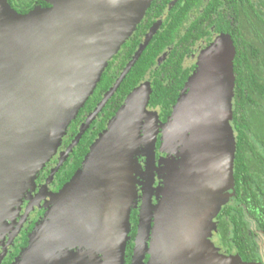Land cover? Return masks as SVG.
I'll return each instance as SVG.
<instances>
[{"label":"water","instance_id":"obj_1","mask_svg":"<svg viewBox=\"0 0 264 264\" xmlns=\"http://www.w3.org/2000/svg\"><path fill=\"white\" fill-rule=\"evenodd\" d=\"M153 1L50 0L52 6L26 14L7 3L0 5V236L24 199L30 200V213L37 200L50 197L44 219L12 264H125L143 172L139 157H148L152 186L161 128L163 151L174 149L179 160L172 163L167 158L160 170L165 183L161 202L155 206L149 194L140 209L132 264L242 261L240 255L221 253L211 239L217 228L215 218L235 194L237 141L231 122L236 47L226 33L219 34L199 56L167 123L159 125L158 114L147 107L150 82L139 85L71 180L56 193L47 190L63 157L35 199L38 175L57 154L109 61L137 30ZM161 23L150 29L85 128L115 93ZM138 91L145 94L141 105L135 100ZM149 114L155 121L152 135L138 133L137 125L130 128L128 118L139 123ZM76 246L84 249L67 255V249ZM85 254H92V261H86Z\"/></svg>","mask_w":264,"mask_h":264},{"label":"trees","instance_id":"obj_2","mask_svg":"<svg viewBox=\"0 0 264 264\" xmlns=\"http://www.w3.org/2000/svg\"><path fill=\"white\" fill-rule=\"evenodd\" d=\"M172 2L153 1L137 30L109 61L96 89L69 125L67 133L78 131V122L102 101L133 59L150 29L161 20L159 29L109 99L108 105L92 120L77 147L73 148L72 156L58 171L56 179L64 183L72 177L76 168L82 167L92 147L87 148L86 138L91 137L94 144L111 113L115 114L119 108L113 105L121 106L128 95L146 80H149L152 89L149 107L161 110L162 118L166 120L197 68V64L187 66L186 60L196 52L202 40L209 42L215 34H229L236 47L231 124L237 141L233 196L238 207L232 204L223 207L219 215L220 230L224 241L233 244L243 260L250 262L255 259L257 248L248 232L246 210L264 229V0H177L173 5ZM164 53L167 56L159 63ZM105 113L106 118L100 121ZM45 168L40 176H46L49 170L48 166ZM138 222L139 214L134 208L125 264L132 262ZM23 235L20 244L27 247V232Z\"/></svg>","mask_w":264,"mask_h":264},{"label":"flooded vegetation","instance_id":"obj_3","mask_svg":"<svg viewBox=\"0 0 264 264\" xmlns=\"http://www.w3.org/2000/svg\"><path fill=\"white\" fill-rule=\"evenodd\" d=\"M4 3H7L8 5L11 6V8H13L18 13H21V14L29 13L30 11H32L35 8H39V7L45 8V7L52 6V3L50 2V0H0V5H2ZM217 36H218V34H215L214 38H216ZM213 39H211L209 42H207L206 40H202L197 45L196 52L190 58H188V59H195L196 60L195 63H191L190 65L186 64V65L191 66L193 64H197L198 60H199V56L215 40V39L214 40ZM166 56H167V53H164L159 58V63L163 62L162 60L164 58H166ZM147 81H149V80H146L145 82H147ZM145 82H143L142 84H144ZM108 101L101 108V110L105 109V106L108 105ZM100 103H101V101L98 103V105L95 106V108L91 111L90 114H88V115L86 114L85 117L83 118V120L78 122V125H77L78 131L77 132H72V131L70 132L69 131V133H67L64 136L63 142L58 149L59 150L58 154L55 155L53 157V159H51V161L48 162L46 165V166H48V170H49L47 172L46 176L43 177V176L39 175V177H38V181H37L38 189L36 190V192H34L35 199H36L37 194L40 193L41 189L47 183L48 177L50 176L52 170L55 167H57V165L59 164L60 159L63 157L65 158L62 166L60 167V169L58 171H60L61 168L64 166L66 160H68V158L72 156L73 151L71 153H69L68 155H66V152L68 151L69 146L73 144V142L75 141V139L77 138L79 133L82 131V129L86 127L85 126L86 123L87 124L89 123L88 122L89 117L91 115H93V113L98 108ZM121 106H118V104L113 105L114 108H117V107H119V108L117 109L115 114L111 113L112 116H109V119L106 123V126L103 128V130H101L100 134H98V136H97L98 138L103 133L102 131H105V128L106 129L108 128L110 121L113 119V117L116 116V114H117L118 110L121 108ZM147 107L150 111L158 114V120H159L158 124L159 125L168 122L171 115L168 116V118L166 120H163L162 115H161V110H159L158 108L149 107V104ZM173 109H174V107H173ZM95 118H96V116H95ZM104 118H106V113L103 115V118H101L100 121ZM90 125H91V122H90L89 126ZM89 126L85 129H83L84 132L82 133L81 137H79L80 141H81V138L83 137V134L87 131ZM98 128H96V129H98ZM147 137H148V135H147ZM162 137H163V132H162V128H161V132L157 136V143H156L157 149H156V156H155L156 157V161H155L156 163H155V166H154L153 171H152V173L154 175V184L152 186L150 185V183H148V178H149V172H148L149 168H148V163H147L148 157L147 156H140L139 157V162L141 164V168H142L143 172L139 176V180H138L139 182L137 184V191L139 194V198H138V207L135 209H137L138 214L140 212L142 205L145 203L146 197H148L149 194H150L149 197L151 198V200L155 206H157L161 202V200L163 199V196H164L163 187H165V183H164V179L161 178V176L163 174H160V170L165 166L164 161L167 158H169V160L172 163H176L179 160V155H177V153L174 151V149H171L170 151H163V149H162V143H163ZM79 140L74 144V147H73L74 149H75V146L77 147ZM86 143H87V148H90L91 145H93L92 138L91 137H89L88 139L86 138ZM71 163H73V162H71ZM78 168H76V171L78 170ZM58 171L55 174L52 181H50V183H48V186H47L48 192H55L56 193V192L60 191L64 187V185L67 182H69L71 180V178L74 176V174L76 173V171H75L70 179H68L64 183H62L61 180L56 179ZM54 179H56L57 182H55ZM48 200H50V197H48L47 199H43L41 201L37 200L36 204L34 205L33 209H31L30 213H27L28 208L30 206V200L24 199V203L21 205V209L14 212L15 214L13 213V216L10 219H8L5 230L0 236V264H12L15 261V259L19 256L21 251L26 247V246L20 244L22 242V241H20V239L22 237H24L23 233L25 234L26 232H27V236L29 239L30 234L34 230L36 224L41 222L44 219L46 211H47V207H48V202H49ZM236 203H237V200H236L235 196H233L227 205L232 204L233 206H235L237 208L238 206L236 205ZM220 213H219V215H220ZM245 214H246L245 220L248 223V232L251 235V238L254 241L256 248H257L256 256L254 257L255 259L253 261L249 262V261L243 260L238 249H236V247L233 246V244L226 243L224 241L223 234L220 230L221 221L219 219V215L215 218V221L217 222V228L212 230L211 239L214 242V244L216 245V247H218L220 249L221 253H223L227 256H229V255L230 256L231 255H233V256L234 255H240L241 256L242 261H240V262L235 261L233 264H248V263L249 264L250 263L251 264H264V251L262 252L263 247H261L262 244H259V241L256 238L257 236L264 237V229H261L259 227L258 223L251 217V214H249L247 210H246ZM154 220H155L154 225H156V215H154ZM252 225L254 227L253 229H252ZM137 230H138V228H137ZM134 242H135V240H134ZM17 248H19V251H17ZM82 249H84V248H81V246H77L74 248L67 249L68 252H66V253H67V255L72 256V255L80 254V251ZM133 254H134V251H133ZM91 255L85 254L84 259L86 261L88 259H89V261H92ZM97 256L99 257L100 255L97 254ZM97 256H96V258H97ZM132 258H133V255H132ZM149 259H150V254L147 255L146 262H148ZM66 261L69 262L70 258L66 259ZM64 264H66V263H64ZM131 264H132V262H131Z\"/></svg>","mask_w":264,"mask_h":264},{"label":"bare ground","instance_id":"obj_4","mask_svg":"<svg viewBox=\"0 0 264 264\" xmlns=\"http://www.w3.org/2000/svg\"><path fill=\"white\" fill-rule=\"evenodd\" d=\"M135 100H136V104L141 105L142 101L145 100V94H143L142 91H138L136 96H135ZM147 118H148V121H149L150 127H151L150 134H149V136H150L153 133L154 123H155L154 119L152 118V115L149 114V116H145L144 120L139 121V123L137 121H134V120H136L134 117L133 118H128L127 122H131L132 121V124L130 123V128H134L137 125L136 126V129L138 130L137 132L139 133V131L141 130V132H145V134H146V136H144V137H147L148 130H147V126H145V124L147 123L146 122Z\"/></svg>","mask_w":264,"mask_h":264},{"label":"rangeland","instance_id":"obj_5","mask_svg":"<svg viewBox=\"0 0 264 264\" xmlns=\"http://www.w3.org/2000/svg\"><path fill=\"white\" fill-rule=\"evenodd\" d=\"M195 59H188L187 61H186V64L187 65H190L191 63H195ZM146 124H145V126H147V130H148V136H149V134H150V130H151V127H150V123H149V121H148V118H147V120H146ZM58 152H59V150H58ZM58 152H57V154H58ZM56 154V155H57ZM55 156V155H54ZM53 159V158H52ZM38 177H39V175H38ZM254 227H253V225H252V229H253ZM257 238V240L259 241V244H262L261 245V247H263V250H262V252L264 251V237H260V236H257L256 237Z\"/></svg>","mask_w":264,"mask_h":264}]
</instances>
